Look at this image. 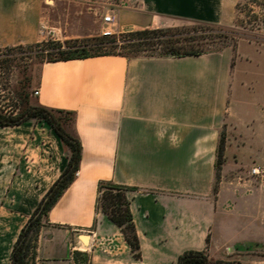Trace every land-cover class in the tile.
Returning a JSON list of instances; mask_svg holds the SVG:
<instances>
[{"label":"crops","instance_id":"crops-1","mask_svg":"<svg viewBox=\"0 0 264 264\" xmlns=\"http://www.w3.org/2000/svg\"><path fill=\"white\" fill-rule=\"evenodd\" d=\"M140 2L117 10L119 29L226 20L221 0ZM99 8L91 0H0V49L99 34ZM35 89L34 102L75 114L69 130L82 147L74 181L38 236L36 264H75L66 241L77 233L88 234L81 243L90 251L95 241L115 247L111 264H177L190 250L264 264V183L250 174L264 168V44L242 38L197 56L41 62ZM67 158L45 122L0 127V264H12L20 230ZM100 181L127 188L139 259L96 210Z\"/></svg>","mask_w":264,"mask_h":264},{"label":"trees","instance_id":"trees-1","mask_svg":"<svg viewBox=\"0 0 264 264\" xmlns=\"http://www.w3.org/2000/svg\"><path fill=\"white\" fill-rule=\"evenodd\" d=\"M240 25H243V21H240ZM177 36L172 28H146L120 33H100L90 37L64 41L47 39L26 45L25 49L40 62L66 61L98 56H121L129 60L139 57L167 58L209 53ZM155 52L159 54L155 56ZM28 119H35L48 124L68 149V158L60 176L42 197L20 230L11 251L12 264H36L35 248L39 233L47 224V217L51 208L74 181L82 155L78 136L69 130L75 119L73 112L48 108L36 102L31 103L29 99L26 100L24 108L19 113L12 114L0 110V127L16 126ZM221 162L222 142H220L217 151L216 169L220 167ZM97 192L96 210H100L108 220L120 228L133 257L139 259V240L129 210V202L126 196L127 188L110 181H100ZM73 256L75 264H80L79 257L84 258L86 263L90 264L86 255L79 251H75ZM177 264L229 263L213 261L203 251L190 250L179 255Z\"/></svg>","mask_w":264,"mask_h":264},{"label":"rangeland","instance_id":"rangeland-1","mask_svg":"<svg viewBox=\"0 0 264 264\" xmlns=\"http://www.w3.org/2000/svg\"><path fill=\"white\" fill-rule=\"evenodd\" d=\"M92 4L100 6L99 14L112 15L114 22L105 25L99 24V34L120 33L130 28L119 29L117 26V10L138 9L140 0H91ZM223 7L220 9L226 16L222 23H211L206 21H189L176 18H165L157 28H172L177 37H182L189 44L202 48L206 52L219 50L225 46L235 44L239 39H247L264 44V0H221ZM102 19V18H101ZM243 21V25H240ZM204 23V24H203ZM139 30V29H136ZM51 39L47 35L46 39ZM44 40V41H45ZM148 54V53H147ZM155 52L154 55H158ZM40 60L32 57L25 46H14L0 49V110L9 113H19L25 105L26 100L34 102L32 87L38 79V67ZM67 120V117H65ZM64 118V119H65ZM221 167L215 169L214 193L217 192L220 182ZM40 234V233H39ZM88 234L77 233L66 241L68 248H75L86 255L87 260L91 256L95 264L108 263V258L114 255L113 248L95 241L94 248L90 251L81 242ZM58 238V237H57ZM60 240V237L58 238ZM37 244V243H36ZM80 264H87L84 258L79 257Z\"/></svg>","mask_w":264,"mask_h":264},{"label":"built area","instance_id":"built-area-1","mask_svg":"<svg viewBox=\"0 0 264 264\" xmlns=\"http://www.w3.org/2000/svg\"><path fill=\"white\" fill-rule=\"evenodd\" d=\"M114 22L113 20V16L106 14L102 17V23L105 25H111ZM104 34H110L108 32L104 33ZM38 89L33 90V96H38ZM250 174L252 176H254L259 182L264 183V168H252L250 170Z\"/></svg>","mask_w":264,"mask_h":264}]
</instances>
